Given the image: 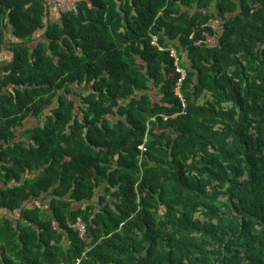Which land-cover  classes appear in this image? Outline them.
<instances>
[{"label":"trees","instance_id":"16d2710c","mask_svg":"<svg viewBox=\"0 0 264 264\" xmlns=\"http://www.w3.org/2000/svg\"><path fill=\"white\" fill-rule=\"evenodd\" d=\"M4 49L0 264H264V0H0Z\"/></svg>","mask_w":264,"mask_h":264},{"label":"built area","instance_id":"2783aa9c","mask_svg":"<svg viewBox=\"0 0 264 264\" xmlns=\"http://www.w3.org/2000/svg\"><path fill=\"white\" fill-rule=\"evenodd\" d=\"M54 2V0H52ZM55 4V8L57 10H61V11H69L71 9H73L74 5H75V0H70V5L71 7L69 9H58L56 6H57V3L54 2ZM208 26H210L212 29H213V34H208V33H205V35L207 36L205 42L208 43V45H211V46H215L217 45L218 43V30L220 29L221 27V22L219 19L217 18H213L211 19L208 24ZM156 40V38H155ZM200 42L202 41H198L197 44H200ZM169 51H170V55L175 59V66H176V69L178 72L181 73V78L179 80V85H181L182 83V80L185 78V75H186V71L185 69L180 65L181 63V60H180V57L178 55V52L177 50L174 48V47H170L169 48ZM140 150L142 151H146L147 147L145 145V143H142L141 145L138 146ZM71 227L75 228V229H78L79 232H80V236L81 237H84L85 236V232H86V227H85V224L83 222H77L75 224H70Z\"/></svg>","mask_w":264,"mask_h":264},{"label":"crops","instance_id":"0c3cea01","mask_svg":"<svg viewBox=\"0 0 264 264\" xmlns=\"http://www.w3.org/2000/svg\"><path fill=\"white\" fill-rule=\"evenodd\" d=\"M55 13L53 11V15H55ZM11 58H12V53L11 52H9L8 50H5V49L1 51V53H0V74H1V71H2V69L4 67V65L7 64L10 61ZM37 123H38V120H36L34 118L32 120H30V121L25 122V124L22 127V129L18 132L19 136H22V134H24V131L27 128L34 127ZM47 203L48 202L46 201V202L43 203V205L44 206H48Z\"/></svg>","mask_w":264,"mask_h":264},{"label":"rangeland","instance_id":"374dc122","mask_svg":"<svg viewBox=\"0 0 264 264\" xmlns=\"http://www.w3.org/2000/svg\"><path fill=\"white\" fill-rule=\"evenodd\" d=\"M54 2L57 3L56 7L58 9H69L71 7L70 0H54Z\"/></svg>","mask_w":264,"mask_h":264}]
</instances>
